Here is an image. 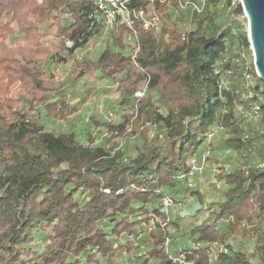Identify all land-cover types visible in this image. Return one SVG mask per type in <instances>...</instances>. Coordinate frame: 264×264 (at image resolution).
I'll use <instances>...</instances> for the list:
<instances>
[{"label": "trees", "instance_id": "obj_1", "mask_svg": "<svg viewBox=\"0 0 264 264\" xmlns=\"http://www.w3.org/2000/svg\"><path fill=\"white\" fill-rule=\"evenodd\" d=\"M226 1V22L206 8L193 10L196 28L185 33L156 35L136 23L134 58L124 51L130 29L116 25L92 59L77 51L104 34L93 0H0V264H169L170 254L196 264H264V155L261 163L232 167L231 159L217 167L223 183H214L220 193L208 202L190 186L193 177L180 178L207 148L210 160L220 147L253 146L241 116L249 118L253 103L264 111V81L253 56L242 66L230 57L236 42L252 50L247 31L236 25L244 15L240 0ZM131 2L157 11L167 4ZM62 64L69 65L63 80L54 70ZM236 67L243 82L246 69L255 76L251 97L247 89L220 88ZM97 74L116 83L131 110L123 124L110 127L109 147L93 137L80 141L65 124L48 129L45 123L78 113L93 89L86 86L73 103L69 91ZM143 82L158 89L156 100L135 98ZM215 129L227 135L208 143ZM129 139L132 151L123 143ZM181 193L199 201L201 219L191 227L172 216L174 207L163 210L167 195L182 205ZM36 232L46 238L42 248ZM124 253L130 256L122 263Z\"/></svg>", "mask_w": 264, "mask_h": 264}, {"label": "rangeland", "instance_id": "obj_2", "mask_svg": "<svg viewBox=\"0 0 264 264\" xmlns=\"http://www.w3.org/2000/svg\"><path fill=\"white\" fill-rule=\"evenodd\" d=\"M205 8V11L216 14L220 23H224L229 19L230 8L226 0H221L217 4L206 5ZM158 12L161 16V23L159 27L154 30L156 35L159 34V32L163 29L167 30L168 34V32L172 33L175 30L185 33L196 28L197 21L195 20V13L190 7L181 10L173 2H170L158 10ZM199 16V18H203L205 13ZM236 25L239 27V30H246L248 33V19L246 18L245 14L236 20ZM129 35H127L125 38V46L128 47V43H130L128 39ZM105 41V37L93 36L83 49H79L77 51V54L81 57L87 55L92 59H97L105 49ZM67 46H69V44ZM229 54L232 58V62L241 66L244 65V62L249 63L253 56L247 49L239 45L238 42L232 45L231 52ZM239 67L226 72V76H224V78L228 79L232 87L243 93V91L246 89V84L243 82L240 76L241 70ZM68 69L69 65L62 64L54 70L57 71L59 79L63 80L67 77ZM85 81L86 80H82L76 89H70L69 91V99L70 102L73 103L85 96L86 86H90L93 89L91 97L83 106H81L78 113L74 114L64 122H59L58 120H45V123L48 129H56L65 124V126H67L66 128L76 133L80 141L87 143L89 138L93 137L96 144L109 147V137L111 136L110 127L123 124L125 122L124 115L131 113V110L128 106L122 103L123 95L118 90L116 83H114L110 78L101 74H97L94 79H90L89 81L87 80L86 84ZM145 86L146 82H143L139 90L145 89ZM146 97L156 100L159 97L158 89H152L148 87ZM240 107L242 108V105H240ZM248 117L249 118L246 117V114L241 116V118L244 119L242 120L244 135L254 137V145L248 147L247 149L236 152L229 151L224 147L217 148L213 150L212 158L205 165V169L202 171V173L193 175V188L199 189L200 192L205 195L206 202L216 198L220 193L214 187V174L211 168L229 165V161H231V159L233 160L232 167L239 164L242 165L244 163L254 164L263 162L264 111L259 116L250 115ZM133 119H135L134 122H136V124L139 123V118H132V121ZM97 122H100V125H98ZM102 123L110 124V126L108 127L107 124ZM130 126L131 125L128 127L130 128ZM141 126H143V124H141ZM226 135V132L220 130L218 131L215 140H221L222 138L226 137ZM134 141V139H129L127 141H123V143L129 148L130 151H132V145ZM230 155H233L232 158H229ZM221 183H223V181ZM178 198L182 200V205L176 204L174 206L172 216L175 214V216L177 215L181 217V225L183 227H191L195 224H198L201 218L200 214L198 213V208L200 205L197 197L181 193ZM40 234V232H36L37 238L40 239L39 241L41 244V247L38 248H42L46 244V238H44L42 234L40 236ZM129 256L130 254H122L121 262L125 263Z\"/></svg>", "mask_w": 264, "mask_h": 264}, {"label": "built area", "instance_id": "obj_3", "mask_svg": "<svg viewBox=\"0 0 264 264\" xmlns=\"http://www.w3.org/2000/svg\"><path fill=\"white\" fill-rule=\"evenodd\" d=\"M166 3L172 2V0H163ZM95 12L94 16L101 22L105 29H113L116 25H126L131 33L129 35V47L131 50V54L133 58L137 55L140 44L138 41L137 31H136V23H140L145 30L148 29H157L161 23V16L157 10L149 9L146 10L141 7H137L132 4L131 0H93ZM206 5V0H200L199 2H193L191 0H178L177 7L181 10L191 8L198 13H202ZM73 45V42L67 40V45ZM252 50V49H251ZM253 55V52H252ZM255 67V66H254ZM248 68V67H247ZM255 74L259 77L258 72L255 68ZM260 78V77H259ZM244 82L246 84V92L245 95L247 97H251L253 95V87L256 84L255 76L249 72L247 69L244 72ZM220 88H229L230 83L226 79H222L219 84ZM148 86L146 84L145 89L139 90L135 94V98L139 99L141 97L146 96ZM261 112V107L258 103L252 104V110L250 115L259 116ZM219 129H215L208 133L207 141L210 143L212 139H214L218 133ZM211 154V150L207 148L204 152L200 154V156L193 157L190 160L191 169L188 174H182L180 178H184L188 176L192 178L193 175L202 173L205 169V165L209 162V155ZM220 171L217 168H213V180L218 188L221 187L222 183L217 179V174ZM190 186H192V182H190ZM163 210L166 213H169L170 210L174 207L175 203L172 197L165 196L162 200ZM153 223V221H152ZM163 224H166L164 222ZM169 243V239L165 242V247L167 249V245ZM170 263L169 264H196L193 260L187 259L183 254H170L169 256Z\"/></svg>", "mask_w": 264, "mask_h": 264}, {"label": "water", "instance_id": "obj_4", "mask_svg": "<svg viewBox=\"0 0 264 264\" xmlns=\"http://www.w3.org/2000/svg\"><path fill=\"white\" fill-rule=\"evenodd\" d=\"M248 19V37L254 66L264 81V0H240Z\"/></svg>", "mask_w": 264, "mask_h": 264}, {"label": "crops", "instance_id": "obj_5", "mask_svg": "<svg viewBox=\"0 0 264 264\" xmlns=\"http://www.w3.org/2000/svg\"><path fill=\"white\" fill-rule=\"evenodd\" d=\"M110 30H111V29H105V28H104V30H103V31H104L103 33H104V34H103L101 37H105V36L109 33ZM128 44H129V43H128ZM127 50H128V51H127ZM124 51H125L126 53H131V50L128 48V46H125V47H124Z\"/></svg>", "mask_w": 264, "mask_h": 264}]
</instances>
